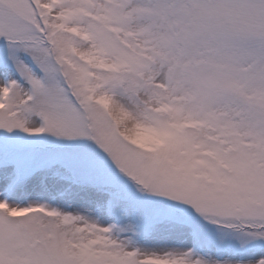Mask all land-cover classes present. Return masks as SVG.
Wrapping results in <instances>:
<instances>
[{
    "label": "snow or ice",
    "instance_id": "obj_1",
    "mask_svg": "<svg viewBox=\"0 0 264 264\" xmlns=\"http://www.w3.org/2000/svg\"><path fill=\"white\" fill-rule=\"evenodd\" d=\"M0 264H264V0H0Z\"/></svg>",
    "mask_w": 264,
    "mask_h": 264
}]
</instances>
